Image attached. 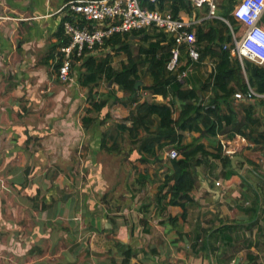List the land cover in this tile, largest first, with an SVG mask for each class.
<instances>
[{"label":"crops","instance_id":"0c3cea01","mask_svg":"<svg viewBox=\"0 0 264 264\" xmlns=\"http://www.w3.org/2000/svg\"><path fill=\"white\" fill-rule=\"evenodd\" d=\"M67 1L0 0V264H122L125 251L127 264H214L219 254H210V261L201 252L194 255L192 246L202 243L210 227L246 225L254 194L264 196V94L232 95L222 103L231 121H223L214 136L200 124L182 132L175 127L171 141L157 134V114L130 135L132 120L121 126L135 112L134 94L103 75L95 83L80 82V63L68 82L52 72L51 59L62 44L58 33L65 17H76L64 7ZM234 20L235 29L244 28ZM156 39L129 35L134 51ZM126 58L119 50L110 64L117 68ZM217 61L208 54L180 62L186 71L181 88L194 87L205 105L217 95L211 85L201 90ZM146 67H140L144 85L135 93L137 102L166 105L175 119L180 99L171 91L164 97L145 89L152 83ZM110 91L119 101L94 110L92 103ZM251 103L262 126L243 124ZM225 143L231 154L222 150ZM198 144L204 154L191 159L194 187L188 199H180L186 216L172 221L182 208L169 202L168 186L162 187L174 171L166 150ZM219 146L221 156L230 158L229 169L213 156ZM224 170L233 175L225 177Z\"/></svg>","mask_w":264,"mask_h":264},{"label":"trees","instance_id":"16d2710c","mask_svg":"<svg viewBox=\"0 0 264 264\" xmlns=\"http://www.w3.org/2000/svg\"><path fill=\"white\" fill-rule=\"evenodd\" d=\"M233 1L223 0L221 4L223 10L221 16L227 22L224 20L217 21V19H204L191 29L195 33L196 46L200 54L198 60H203L208 54H214L218 57V61L215 63L210 76L201 86V90H204L211 85L216 91V97L209 101L208 105L199 102V94H197L194 87L181 88L182 82L177 77V74L183 70L181 65H179L176 71L168 72L166 70V64L171 55L174 39L171 35L155 26L125 33H114L105 39L104 45L111 52L113 51L115 53L119 50L125 51L127 57L126 62L121 63L117 68L113 67L110 64L111 52H107L103 57L99 58L86 56L80 60V67H84V71L79 74L80 82L95 83L103 75L107 81L116 84L120 89L134 94L131 101L135 103V112L125 117L124 123L121 126L125 128L123 126L126 124V121L132 120V125L128 128L130 135L135 133L137 126L150 123V116L152 114H157L159 117L157 134H160L161 137H171L170 134L175 127L182 132L187 129H200V124L206 128V134L211 136L216 135V133L223 129V121L226 125L231 121L230 117L222 113V103L228 104L232 95L236 92L246 93L248 87H251L259 94H264V67L248 59H243L241 63L232 45L230 26L235 28V20L229 12L232 9ZM142 4L149 8H154L155 6V3L146 0H143ZM159 7L169 10L174 16L180 15L179 11L181 10L191 13V6L187 5L184 0H159ZM65 18H68L66 20L72 19L70 17ZM149 29L152 35L148 34L147 30ZM130 34L141 35V40H146L151 36H156L157 39L154 42H149L147 47L139 45L137 50L134 51L131 47L132 41L129 40ZM58 35L61 43H68V38L63 34V25ZM227 44H229L228 48H224L223 45ZM55 47L53 46L51 50H54ZM185 56L187 54L185 53L184 47H182L180 60ZM187 61L189 62V58H187ZM72 62H77V58H72ZM143 63L147 64L145 70L152 79V83L145 87V89L150 90L152 93L161 94L164 97H167L170 93L169 91H171L174 96L180 99L181 110L175 119L172 117L171 108L166 105L152 104L147 101L137 102L134 84L140 77L139 71ZM55 67H58V65H55ZM116 101H119V99L116 98L113 91H110L107 95L95 100L92 103V107L94 110H99L109 103ZM252 109L253 104L251 103L248 110H246L248 112L243 124L262 126V118L253 115ZM87 122H91V119L84 120V124H87ZM237 130L239 133H242L241 128L238 127ZM252 132H256V130ZM260 135L263 138V135ZM175 140L176 138L172 136L171 141ZM203 147L201 144L191 147L176 146L181 157L175 159L170 158L174 171L162 187L164 185L168 186V191L171 195L169 202L179 204L182 208V213L176 218L172 217V221H175L177 218L184 219L186 216L185 204L181 203L180 199H188V193L194 187L195 176L191 169V159L197 154L203 156ZM221 154V146H219L213 156L220 159L225 169H229L230 158L226 155L221 156ZM223 172V175L228 178L233 175L234 171L224 170ZM262 204L259 193L254 194L251 205L247 209L250 212V216L246 225L241 226L239 223H236L224 224L214 229L210 227L205 231L202 243L198 247L196 244L192 246L191 252L196 256L201 252V254L203 253L207 257L210 254L215 255L217 253L221 255L216 259L219 264H231L230 261H233L238 256V253L244 246L248 250L246 253V261L241 264H258L255 263L256 256L250 250L255 243H252V240L248 239L247 236L249 237L253 234L254 226L260 222L263 214ZM242 227H244L243 231L240 230ZM258 230L262 231V227L259 226ZM246 232L248 235H246ZM238 244L245 245L239 246ZM129 257V251H125L122 264H127Z\"/></svg>","mask_w":264,"mask_h":264},{"label":"built area","instance_id":"2783aa9c","mask_svg":"<svg viewBox=\"0 0 264 264\" xmlns=\"http://www.w3.org/2000/svg\"><path fill=\"white\" fill-rule=\"evenodd\" d=\"M143 0H68L64 7H68L76 17L63 22V34L68 38V43H62L51 59V69L56 78L61 82H68L72 78L74 64L86 56L99 57L111 52L105 47V39L114 33H125L150 26L160 28L174 39L171 55L166 64V70L176 71L180 65L181 49L184 47L187 58L191 62L198 61L199 51L196 46V37L192 29L204 19H221L218 14V0H188L189 6L205 5V15L197 17L196 13L186 16H174L169 10L159 7V0H146L155 3L154 8L142 4ZM264 13V0H238L231 14L244 28H232L230 34L232 45L237 57L242 63L248 59L256 64L264 63V28L260 25ZM227 22L226 20H224ZM229 44L223 45L228 48ZM77 62L73 63L72 58ZM58 65V67H55ZM186 74L182 70L177 74L182 79ZM251 87L246 93L236 92L235 98H248L260 96ZM226 154L232 150L222 145ZM168 158L175 159L179 153L175 148L166 150ZM216 181L215 185H219Z\"/></svg>","mask_w":264,"mask_h":264},{"label":"rangeland","instance_id":"374dc122","mask_svg":"<svg viewBox=\"0 0 264 264\" xmlns=\"http://www.w3.org/2000/svg\"><path fill=\"white\" fill-rule=\"evenodd\" d=\"M222 1L223 0H218V4H219L218 14L220 16L222 15V12H223L222 7H221ZM205 9H206L205 8V5L204 6H200V5L191 6V10H193L194 13H196L197 17L204 16L205 15ZM229 14H231V10H230ZM218 20H221V19H217V21ZM224 20H225V18H224ZM203 26L206 27L205 24H203ZM114 54L115 53H113L111 55L114 56ZM74 89L75 88L66 89V92L71 94L72 91H75ZM263 198H264V196L262 197L263 214L261 216L260 222L256 226H254V228H253V234H251L249 237L247 236L248 239L252 240V243H255L250 248V250L256 256V262L255 263H258V264H264V199ZM94 199H96V195H94L93 200ZM97 199H99L100 201L103 202V199H101V197L99 195H98ZM259 226L262 227V231H259L258 230V227ZM246 235H248L247 232H246ZM238 245L239 246H243L245 244H238ZM247 250L248 249L243 246L242 249L240 250V252L238 253V257H239L238 264L244 263L246 261V253H247ZM212 256H213L214 259H216V257L214 255H212ZM234 259H233V261H234ZM209 260L211 261V257L210 256H209ZM233 261H230V263L233 264ZM213 262H214V264H219V262L217 260H214Z\"/></svg>","mask_w":264,"mask_h":264},{"label":"water","instance_id":"95a60500","mask_svg":"<svg viewBox=\"0 0 264 264\" xmlns=\"http://www.w3.org/2000/svg\"><path fill=\"white\" fill-rule=\"evenodd\" d=\"M185 1V3L188 5V0H184ZM109 83H111V81H109ZM144 84L142 83V81L140 80V79H138L136 82H135V84H134V89H135V91H137L141 86H143ZM236 158H237V156L236 157H234L233 159H232V161H235L236 160ZM238 261H239V257L237 256V257H235V259H234V261H233V264H238Z\"/></svg>","mask_w":264,"mask_h":264}]
</instances>
